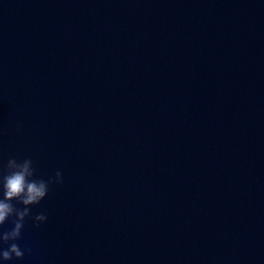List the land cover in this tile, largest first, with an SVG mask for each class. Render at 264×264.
<instances>
[{
	"label": "water",
	"instance_id": "obj_1",
	"mask_svg": "<svg viewBox=\"0 0 264 264\" xmlns=\"http://www.w3.org/2000/svg\"><path fill=\"white\" fill-rule=\"evenodd\" d=\"M10 158L64 182L7 264H264V0H0Z\"/></svg>",
	"mask_w": 264,
	"mask_h": 264
},
{
	"label": "clouds",
	"instance_id": "obj_2",
	"mask_svg": "<svg viewBox=\"0 0 264 264\" xmlns=\"http://www.w3.org/2000/svg\"><path fill=\"white\" fill-rule=\"evenodd\" d=\"M63 182V173L59 170L47 180L37 178L31 158H10L6 167L0 168V261L7 264L31 255L32 249L22 248L17 241L23 238L27 220H32L36 227L47 222L46 213L33 215L32 208L49 195L53 185ZM9 221L12 227L5 229Z\"/></svg>",
	"mask_w": 264,
	"mask_h": 264
}]
</instances>
